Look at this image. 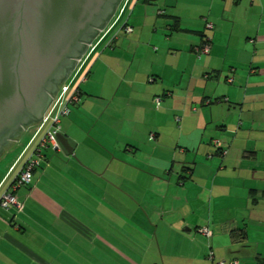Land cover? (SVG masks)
<instances>
[{
    "label": "crops",
    "instance_id": "crops-1",
    "mask_svg": "<svg viewBox=\"0 0 264 264\" xmlns=\"http://www.w3.org/2000/svg\"><path fill=\"white\" fill-rule=\"evenodd\" d=\"M140 1L153 0L131 4ZM172 1L162 0L165 5ZM202 1L192 11L172 13L159 6L154 19H148L147 9L138 10L135 19L144 16V24L137 20L130 32L122 28L123 39L129 40L120 43L122 56L113 53V40L92 58L80 102L60 122L72 154L47 149L37 167L41 175L34 180L36 168L31 183L15 191L23 209L10 215L15 208L0 207V264H215L230 259L264 264V0ZM150 22L149 31L145 24ZM157 29L161 50L154 46L160 42L154 39ZM134 32L136 39L130 37ZM145 32L153 33L142 39ZM206 36L210 52L195 57L193 46ZM121 57L130 60L119 86L138 87L151 106L152 97L167 95L163 105L180 112L173 122L184 140L181 135L167 139L166 152L159 147L167 133L164 123L153 127L155 142L145 154L134 146L138 139L131 138L132 132L122 135L125 144L119 133L107 132L108 125H97L101 121L92 109L97 96L106 93L105 82L99 90L95 84L104 80L103 70L113 60L122 65ZM177 90L181 106L174 104ZM66 156L72 174L89 175L88 186L61 183ZM110 169L122 179L112 180ZM121 191L122 200L105 201L104 194ZM223 207L247 213L243 210L239 221L228 217L229 229L220 236L211 224L223 221L212 209L217 213ZM112 208H122V216L112 215ZM112 223L122 224V248L111 242L121 230ZM200 227L212 234L204 235Z\"/></svg>",
    "mask_w": 264,
    "mask_h": 264
},
{
    "label": "rangeland",
    "instance_id": "rangeland-1",
    "mask_svg": "<svg viewBox=\"0 0 264 264\" xmlns=\"http://www.w3.org/2000/svg\"><path fill=\"white\" fill-rule=\"evenodd\" d=\"M121 1L122 0H120L118 7H119ZM134 2H135V0H134ZM172 2H173V6L176 7L175 9H173V11L171 10ZM172 2L170 3V5H171L170 6V5H165L162 2V0H161V3H160V0L159 1L153 0L150 3L144 4V5L140 1L138 4L139 6L137 5L136 7H135V5H132L129 3L125 12L122 14V19L119 21V23L114 28V30L107 36V38L104 40V42L101 43L97 47V49L95 50V52L93 54V57L96 54H98L99 52L101 53L102 50H104V49H106V47H108L106 45V43L110 39L113 38V35L116 33V31L119 29V27H120V29L118 30L119 34L114 39V40H116L115 41L116 47H115V50L113 53L117 56H122V49H120L119 47L123 46V45H120V43L122 41L127 42L129 40L123 39V37H125V35H124V33H123L124 31L122 30L121 27H122V24L124 23V21L126 20V18L128 20L129 15L131 14L130 12L134 7H135V12L132 15L130 25H135L137 20H138V23L144 24V20H145L144 16L143 17L139 16L137 19H135L134 15H136L138 10H141L140 12H142V14H143L144 9H147L148 12H150L149 14L151 15V17H149L148 19H150V18L154 19L157 15L156 10L159 8V6H162L163 8H165L167 12L170 11V12L174 13V12H178V11L179 12H182L183 10L190 11L191 9L194 10L195 8H199L203 1L202 0H176V1H172ZM175 2H176V5H175ZM192 2L197 3V5L195 6ZM110 20L107 22V24L110 23ZM145 25H146V30H149V31L153 27L152 22L147 23ZM206 29H207V31H211V29H208V28H206ZM151 33H153V32H149V33L145 32L142 39L148 38V36H151ZM157 33L158 34H154V39H158V37H160L159 40H156V41H160L162 39V35L160 34V30L157 29ZM137 35H138V33L136 34V32H134V33L130 34V37L132 39H136V37L138 38V36H139V35L138 36ZM126 37H129V36L127 35ZM162 42L160 41L159 43H157L154 46L159 47L161 50V43ZM175 52L179 53L180 50H175ZM107 53H108V50L105 51L103 54H107ZM194 55H195V57H197V55L195 53H194ZM127 58L130 60V57H126L123 59H127ZM118 59H120L118 61L122 65H120L118 67V64L116 62L117 59L113 60L111 63L108 64V67L103 70L104 80L102 81V79H101V81L99 83L95 84V86L98 87L97 90H99V89L103 88L102 84L105 82V87L103 88V90L106 93V95H104V96H97L98 98L96 99L95 105L93 106V109H92V112L96 115L97 119L101 121V122L97 121V125H99L101 123L108 125L110 127V129H108L107 132L109 130H112L114 132L116 131V133L121 134V135L118 134V136H120L119 140L121 142L123 140L124 143L126 142V139H124V136H126L128 133L132 132L131 138H134V139L137 138L138 139L137 140L138 143L134 146L136 148H138V151L140 154H145V152L150 151V149L152 148V146L155 142V135L153 132H151L154 129L153 127L155 126V124L164 123L165 124L164 131L167 133H166L163 141H161V143L159 142V147L164 152L168 151L167 139H170L172 137H178L179 135H181V130H179L178 125L176 123H174L177 115L178 116L180 115V112H176V111L168 108V106L163 105V103H162V102H164L163 99H165L167 97V95H165L164 97H163V95L152 97L151 100L154 103V105L151 106L150 104L145 103L144 96H139V93H138L139 88L138 87L134 86L131 89L130 87H128L125 84V82H123L122 85L119 86V83L121 82V76L123 78L122 72H125V70H123V68L126 67L125 65H126V63H128L129 60L127 59L128 61L127 60L124 61V60H122V57L118 58ZM148 70L149 69L147 67V71ZM149 78H148V81H150ZM85 80L83 82H81L82 88H83V84H84ZM176 88H178V87H176ZM175 93L177 95L174 96V104L180 105L178 102H181L183 100V97H179V93H181V91L177 90V91H175ZM157 97L161 98L160 103L162 105L159 104L156 106L154 98H157ZM42 115L43 114H41V116L39 118H41ZM173 119H174V122H173ZM39 120L40 119H38L36 122L38 123ZM75 121L77 124V128H79L80 127L79 125L81 124V123H79L80 121L78 119H75ZM36 122L32 123L31 126L35 125ZM166 123H167V125H166ZM35 126H37V124ZM30 127L28 128L29 131H26L20 138L17 139V141L10 142L5 147L3 153L0 155V182L2 181V179L7 174H8L7 176L10 175L6 179L5 184H4L3 188H1L0 192L5 188L7 183L11 180V177L13 176V174H15V171H13V172H9V171H10V168L16 164L17 160L19 159V157L21 156V154L24 150V147L26 146V144L30 140L31 134L34 131V129L31 130ZM149 133H150V135H149ZM123 134H124V136L122 137ZM151 134H153L154 136H153V138L149 139L148 136L150 137ZM79 135L81 136L82 134H79ZM195 135H196V133H194V136ZM91 136L93 137L94 135L91 134ZM181 137L183 138L181 140V142H182L184 140L185 136L182 134ZM231 137H232V135L229 134L228 139L231 140ZM225 149H227V147ZM162 150H160V151H162ZM66 157L67 158L63 160V164H62V166L65 169V170H63L64 172H62L63 174H65L64 175L65 178L60 179L61 183H65V184H67V186H69L71 184L70 182H76L77 181L82 186L83 185L88 186L89 183H87L86 180L88 179L89 175L84 174L82 176L81 175L77 176V175H75V173L72 174L71 169H68L67 165L65 166V164H67V162H68L69 156H66ZM61 158H63V156ZM76 161L81 163L77 156H76ZM19 165H20V163H18L16 165L15 170L19 167ZM118 169H117V171H118ZM37 170H38V172H37V175L34 177V180H36L37 176L41 175L40 168L39 169L37 168ZM110 170L111 171H109V174L112 175V180L113 179L116 180V178L122 179V176L117 174V172H114L113 169H110ZM67 186L66 187L62 186V189L67 188ZM65 194H67V193L62 192L63 196H65ZM100 194H102V192L98 193V195H100ZM104 196H105V201H109V203L111 205H114L113 203L116 200H119V199L122 200V191L121 192L106 193V194H104ZM229 201H230L229 198L224 199V203H226V204H228L227 202H229ZM2 209H4V208H2ZM5 210H8V209H5ZM243 210L245 211V214H246L247 211L245 209H241L238 212H232L233 210H231L230 207H223L219 212L217 211V213L215 212L214 209H212L213 216L215 215L218 220H219V218H221L220 220L223 221V223H219L220 221H218L217 223L211 224L214 227L216 233H218V235H220V236H223L224 231H226V230L228 231L229 226H230L229 223L226 222L228 217L234 216L239 221L240 220L239 215L241 212H243ZM9 211H10L9 214L12 215L16 212V209L15 210L10 209ZM111 211H112V215L118 214V215L122 216V208L121 209L112 208ZM112 226L117 227L118 224L114 225L112 223ZM120 228H121V230L119 232L117 231V233L119 234V238H117L115 235L112 234V236L116 237V239H115L116 241L114 239H112L111 242H112V244H116L119 248H122L121 247L122 246V224L120 226H118V229H120Z\"/></svg>",
    "mask_w": 264,
    "mask_h": 264
},
{
    "label": "water",
    "instance_id": "water-1",
    "mask_svg": "<svg viewBox=\"0 0 264 264\" xmlns=\"http://www.w3.org/2000/svg\"><path fill=\"white\" fill-rule=\"evenodd\" d=\"M104 1L0 0V130L34 104ZM57 137L72 154L67 139L61 133Z\"/></svg>",
    "mask_w": 264,
    "mask_h": 264
},
{
    "label": "built area",
    "instance_id": "built-area-1",
    "mask_svg": "<svg viewBox=\"0 0 264 264\" xmlns=\"http://www.w3.org/2000/svg\"><path fill=\"white\" fill-rule=\"evenodd\" d=\"M129 0H122L119 7L115 11V14L110 20V23L106 24L103 29L97 33V35L89 42L85 50L76 59L72 69L59 85L56 92L53 94L51 101L43 112L41 119L32 125L31 130L34 129L31 134L29 142L24 147V150L17 160L16 164L10 168L9 172L15 171V174L11 177V180L7 183L5 188L0 192V206L4 209L15 208L18 211L23 209V202L20 201L15 194V191L22 186H27L32 181L34 170L40 166L43 161L44 151L49 149L51 151H58L62 149V145L58 140V133H60V122L64 116H67L71 107L80 101V89L81 82L86 79L87 73L90 69L92 56L97 47L104 42L107 36L114 30L119 23L122 14L124 13L125 6ZM125 23V22H124ZM123 23V24H124ZM122 24V25H123ZM206 28H211L212 24L207 22ZM125 31L130 32L132 27L125 25ZM120 29V27H119ZM118 29V30H119ZM118 30L113 35L106 45H108L115 37L118 36ZM211 37L206 36L204 41L194 47V51L198 57L210 52ZM228 81H232V78H228ZM154 101L159 105L161 98H154ZM30 130V131H31ZM29 131V129H28ZM151 134L150 138H153ZM215 146H220L218 140H215ZM226 153L225 149L221 151ZM20 163L19 167L15 170L16 165ZM8 175V174H7ZM6 175V176H7ZM4 177L0 182V190L5 184L6 179L10 176ZM199 231L206 236H210L212 231L208 227H200ZM215 264H238L237 259L218 260Z\"/></svg>",
    "mask_w": 264,
    "mask_h": 264
},
{
    "label": "flooded vegetation",
    "instance_id": "flooded-vegetation-1",
    "mask_svg": "<svg viewBox=\"0 0 264 264\" xmlns=\"http://www.w3.org/2000/svg\"><path fill=\"white\" fill-rule=\"evenodd\" d=\"M120 0H105L102 7L95 13L92 21L80 32L64 57L57 63L53 73L45 80L42 89L38 92L34 104L15 116L8 126L0 130V150L5 144L20 138L32 123L36 122L48 106L53 94L62 80L72 69L76 59L85 50L89 42L97 35L107 22L113 17ZM2 148V149H1Z\"/></svg>",
    "mask_w": 264,
    "mask_h": 264
},
{
    "label": "trees",
    "instance_id": "trees-1",
    "mask_svg": "<svg viewBox=\"0 0 264 264\" xmlns=\"http://www.w3.org/2000/svg\"><path fill=\"white\" fill-rule=\"evenodd\" d=\"M131 1L132 0H129V2L127 3V5L125 6V10H126V8L128 7V5H129V3L131 4ZM117 10V9H116ZM125 10H124V12H125ZM115 14V13H114ZM121 19H122V17H121ZM120 19V20H121ZM125 23L122 25L123 27H125V25H130L128 22H127V18H126V20L124 21ZM117 26V25H116ZM122 28V27H121ZM114 40V39H113ZM111 43V42H110ZM202 43V42H201ZM199 45V44H198ZM195 46H197V45H195ZM195 46H193V50H194V47ZM195 52V51H194ZM92 58H93V56H92ZM92 60V59H91ZM89 71H90V69H89ZM89 71H88V73H89ZM88 73H87V76H88ZM87 76H86V78H87ZM81 85V84H80ZM81 86H79V89H80V98H81V88H80ZM80 102V101H79ZM160 104V103H159ZM157 105V104H156ZM22 136V135H21ZM17 137L15 138V140H13V141H17ZM6 147V146H5ZM5 147H3V149L0 151V155L3 153V151H4V149H5ZM47 150V149H46ZM45 150V151H46ZM45 151H44V156H45ZM42 163V162H41ZM41 165V164H40ZM4 186V185H3ZM3 188V187H2Z\"/></svg>",
    "mask_w": 264,
    "mask_h": 264
}]
</instances>
